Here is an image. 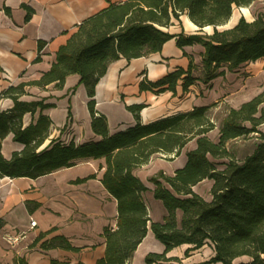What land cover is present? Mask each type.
<instances>
[{
	"label": "trees",
	"instance_id": "obj_1",
	"mask_svg": "<svg viewBox=\"0 0 264 264\" xmlns=\"http://www.w3.org/2000/svg\"><path fill=\"white\" fill-rule=\"evenodd\" d=\"M254 0H123L109 4L81 21L66 42L59 46L50 68L38 79L9 85L0 97L11 98L13 106L0 110V178H37L83 159H102L100 182L116 201V225L105 227L104 255L95 264H130L148 230L163 245L161 252H148L144 264H180L176 256H167L172 249L186 245L184 255L212 247L213 254L199 264H264V89L237 108L229 107L218 127V140L209 138L215 128L209 116L212 105L194 106L148 123H142L139 112L143 104L126 105L136 123L110 133L106 117L98 113L93 99L95 85L108 65L123 57L131 60L160 51L164 42L175 38L176 46L200 44L203 47L200 65L189 57L187 68L168 72L152 82L143 79L140 90L156 93L169 90L176 95L178 84L185 92L199 81L208 84L246 62L264 61V13L252 21L240 17L230 28H220L230 19L234 7H245ZM186 14L199 30L171 34L165 29ZM29 13L26 15V19ZM204 27H212L211 33ZM45 42L38 43L39 51ZM186 55V53L184 52ZM264 67V65H263ZM79 75L89 98L87 107L90 126L98 140L76 144L51 136V119L44 114L23 126L25 113L34 114L52 104L43 99L24 101L26 86L44 88L54 83L61 88L66 76ZM180 82V83H179ZM71 117L68 110L67 118ZM257 133L253 150L238 159L228 144L235 139ZM22 144L9 158L1 153L3 139ZM191 140L195 148L186 151L185 164L172 174L149 178L152 196L159 200L166 214L161 221H152L143 193L148 189L134 170L147 164L157 153L178 156ZM47 142V143H46ZM95 178L91 174L75 182ZM208 179L212 184L206 199L193 187ZM38 204L35 203V207ZM28 210L29 208L28 203ZM52 228L40 233L31 243L41 249L63 248L76 251L68 240L55 235ZM248 257L247 261H238ZM12 264H28L24 256L14 255ZM50 264H69L52 259Z\"/></svg>",
	"mask_w": 264,
	"mask_h": 264
},
{
	"label": "crops",
	"instance_id": "obj_2",
	"mask_svg": "<svg viewBox=\"0 0 264 264\" xmlns=\"http://www.w3.org/2000/svg\"><path fill=\"white\" fill-rule=\"evenodd\" d=\"M121 1L123 0H0V93L9 85L38 79L50 68L57 49L66 42L81 21L105 8L109 2ZM28 13L29 17L26 19ZM165 30L171 34L181 31L192 34L199 28L186 14H182L179 21L174 20ZM40 41L45 43L39 51V60L35 61ZM202 52L203 47L200 44L186 45L180 49L176 46L175 38H171L164 42L158 52L129 61L121 57L111 62L105 74L96 83L93 96L94 108L106 117L109 132L124 130L136 123V119L126 109V105H144L139 112L142 123L180 111H188L194 106L211 105L212 103L205 101V95H199V91L203 89V94L216 92L221 79L233 76L232 81L235 82L240 72L250 63L260 61L262 67L264 65L262 59L246 62L231 72H225L224 76L215 77L208 84L196 81L185 92H182L178 84L176 95H172L169 90L159 93L140 90L139 85L143 79L154 82L168 72L180 67L187 68L190 56L196 65H200ZM262 69L264 70V67ZM263 89L264 87L249 97L238 96V100L233 99L234 103H230V107L237 108ZM25 90L26 94L22 95L20 100L43 99L44 103L52 106L42 110L37 109L33 115L25 113L22 117L23 126L34 121L41 113L51 119L53 137L59 136L66 142L73 140L76 144L98 140V136L90 126L91 116L87 107L89 98L84 85L79 83L78 74L66 76L59 89L51 83L44 88L26 86ZM13 104L11 98L0 97V110L10 109ZM68 110L71 112L69 119ZM217 140L218 130L217 139L213 141ZM195 146V140L189 141L178 156L171 158L174 159L171 163L165 164L166 167L172 168V173L182 167L186 162V151ZM22 147V144L12 140V134H8L2 141L1 153L9 158L13 151H18ZM152 158L134 172L148 167ZM100 164H103L102 159H83L73 166L63 167L37 178H0V264H12V258L16 254L24 256L28 264H50L52 259L69 264H95L105 251L103 229L114 228L117 215L115 199L100 182ZM91 174H95V178L75 182ZM136 175L148 188L143 193V197L151 220L161 221L166 211L162 203L152 196L153 184L150 182L151 185H147L138 174ZM203 181H208L210 188L212 181L208 179ZM197 185L193 187L194 191ZM28 203L31 211L28 210ZM35 203L38 204L37 207ZM31 218L36 222L33 228L29 227ZM52 228L55 230L44 239L61 235L77 250L41 249L39 247L41 241L33 247L30 246L40 233ZM16 232L22 234L18 243L9 244L4 240L5 233ZM145 240H147L146 248L138 256L141 264H144V256L148 252L163 250V245L153 237L150 230L141 243ZM152 241L159 243L156 244L157 250L148 248ZM204 247L209 250L206 258L208 259L213 254L212 247L208 244L190 252L196 253ZM174 249L168 252L167 256H176L171 254ZM136 251L130 264L134 261ZM206 259L192 264H199ZM248 259V257H240L238 261ZM180 261L182 264V260Z\"/></svg>",
	"mask_w": 264,
	"mask_h": 264
},
{
	"label": "rangeland",
	"instance_id": "obj_3",
	"mask_svg": "<svg viewBox=\"0 0 264 264\" xmlns=\"http://www.w3.org/2000/svg\"><path fill=\"white\" fill-rule=\"evenodd\" d=\"M242 7H234L232 13L235 14V22L242 16L248 21H252L259 13H264V0H254L248 6L244 8L247 10V14H243L240 12ZM226 26H222L220 28H230L234 25L233 23L227 22ZM204 32L211 33L212 27H206L203 29ZM262 65L260 61H256L254 63H250L248 66L244 67L243 71L237 76V80L234 82L232 81L233 76H229L228 78H223L219 81L218 90L216 92H211L207 94H203L202 90L199 91L200 96L205 95V101L212 103V107L209 111V116L213 121L216 128H214L210 133L209 136L211 139H217V128L219 127L222 118L224 117L227 109L230 107V103H234L233 99L238 100V96L249 97L254 93L260 91L264 87V70L262 69ZM235 84V85H234ZM239 90V91H238ZM170 109V107H168ZM260 129L264 131V125L259 126ZM257 133H251L246 137H242L239 139H235L230 142L228 145L231 152L235 157L238 159L243 158L246 154L250 153L256 142ZM151 164L148 167H144L139 172H135L138 174L143 181L147 185H151L149 178L158 174L160 171L164 174H172V168L166 167V163H171L173 161V155H160L154 154L152 156ZM159 164L161 166H159ZM141 168V167H140ZM208 188L209 182L203 181L195 188L196 192L202 195L204 198L208 199ZM5 240V239H4ZM6 241V240H5ZM19 242V241H18ZM17 242V243H18ZM10 244V243H9ZM16 244V243H15ZM146 248V247H145ZM149 249L157 250V245L153 242L148 246ZM187 248L186 246H180L172 251V255H176L180 260H182V264H192L198 262L200 260H204L209 255V250L204 247L201 251L196 253H188L187 256L184 255V250ZM159 249V248H158ZM207 260V259H206ZM238 262V259L235 260ZM132 264H139V260L137 263L133 261Z\"/></svg>",
	"mask_w": 264,
	"mask_h": 264
},
{
	"label": "bare ground",
	"instance_id": "obj_4",
	"mask_svg": "<svg viewBox=\"0 0 264 264\" xmlns=\"http://www.w3.org/2000/svg\"><path fill=\"white\" fill-rule=\"evenodd\" d=\"M240 12L243 13V14H244V13L247 14V10H246L244 7L241 8ZM235 20H236V18H235V14L232 13L231 16H230L229 22H230V23H233V22H235ZM148 239H149V238H148ZM152 242L155 243V244H159L158 242H154V241H152ZM146 243H147V240H145L144 243H141V244L138 246L137 251H136V254H135L134 262L137 263V260H139V257H138V256H139V254L144 250V248L146 247ZM159 246H160V245H159ZM139 264H141V261H140V260H139Z\"/></svg>",
	"mask_w": 264,
	"mask_h": 264
},
{
	"label": "built area",
	"instance_id": "obj_5",
	"mask_svg": "<svg viewBox=\"0 0 264 264\" xmlns=\"http://www.w3.org/2000/svg\"><path fill=\"white\" fill-rule=\"evenodd\" d=\"M36 225L35 220H33L32 218L30 219V223H29V227L33 228ZM3 238L10 244H15L17 243L21 238H22V234L16 232L13 234L10 233H5Z\"/></svg>",
	"mask_w": 264,
	"mask_h": 264
},
{
	"label": "water",
	"instance_id": "obj_6",
	"mask_svg": "<svg viewBox=\"0 0 264 264\" xmlns=\"http://www.w3.org/2000/svg\"><path fill=\"white\" fill-rule=\"evenodd\" d=\"M228 23H226L224 26H226ZM222 27V26H221ZM204 29V28H203Z\"/></svg>",
	"mask_w": 264,
	"mask_h": 264
}]
</instances>
